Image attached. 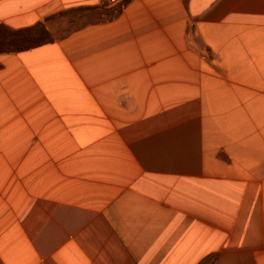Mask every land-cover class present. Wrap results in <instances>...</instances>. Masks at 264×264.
Here are the masks:
<instances>
[{
  "label": "crops",
  "instance_id": "obj_1",
  "mask_svg": "<svg viewBox=\"0 0 264 264\" xmlns=\"http://www.w3.org/2000/svg\"><path fill=\"white\" fill-rule=\"evenodd\" d=\"M0 264H264V0H134L0 54Z\"/></svg>",
  "mask_w": 264,
  "mask_h": 264
},
{
  "label": "trees",
  "instance_id": "obj_2",
  "mask_svg": "<svg viewBox=\"0 0 264 264\" xmlns=\"http://www.w3.org/2000/svg\"><path fill=\"white\" fill-rule=\"evenodd\" d=\"M132 1L134 0H119L117 4L112 7H104V9L99 7L76 8L64 11V14L72 13L75 19L81 14L80 12H84L87 15L100 18V21L111 20L120 15ZM51 17L45 18L35 25L19 29L0 24V54L19 53L52 42L53 39L47 24Z\"/></svg>",
  "mask_w": 264,
  "mask_h": 264
},
{
  "label": "rangeland",
  "instance_id": "obj_3",
  "mask_svg": "<svg viewBox=\"0 0 264 264\" xmlns=\"http://www.w3.org/2000/svg\"><path fill=\"white\" fill-rule=\"evenodd\" d=\"M111 4H113V3H111ZM62 12H63V14H62ZM62 12H60L56 15H52L53 17H51V19L47 22L49 30H50L51 38L53 39V41L50 43H53L56 39H59L61 37H65L66 35H68L69 32H71L73 30H76L78 28H82L86 25L97 23L100 21L99 20L100 18H98L96 16H90V14L87 15V13H84V12H80L81 14H79L78 17H76L75 19H74V17H75L74 14H72V13L71 14H69V13L64 14V11H62ZM73 20H74V22H73V24H71L70 22ZM46 44H49V43H46ZM46 44H44V45H46ZM49 139L52 140V138H49Z\"/></svg>",
  "mask_w": 264,
  "mask_h": 264
},
{
  "label": "built area",
  "instance_id": "obj_4",
  "mask_svg": "<svg viewBox=\"0 0 264 264\" xmlns=\"http://www.w3.org/2000/svg\"><path fill=\"white\" fill-rule=\"evenodd\" d=\"M109 3H115L116 0H108Z\"/></svg>",
  "mask_w": 264,
  "mask_h": 264
}]
</instances>
